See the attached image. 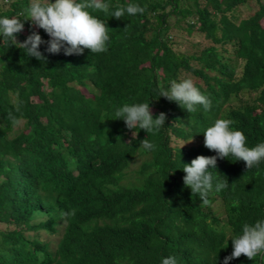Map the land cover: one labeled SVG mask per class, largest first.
<instances>
[{"label": "trees", "instance_id": "obj_1", "mask_svg": "<svg viewBox=\"0 0 264 264\" xmlns=\"http://www.w3.org/2000/svg\"><path fill=\"white\" fill-rule=\"evenodd\" d=\"M31 2L0 0V18L24 23L16 34L21 43L32 31L50 39L26 21ZM103 2L107 13L88 11L110 29L104 53L49 55L42 45L45 63L0 41V264L14 250L24 264H39V244L27 233L37 229L49 198L61 213L75 209L67 219L87 235L46 264H162L173 256L177 264H223L243 225L264 221V161L248 173L234 157L218 160L230 186L201 207L182 168L204 156L205 146L174 151L169 135L182 139L190 121L189 130L202 134L215 120L229 119L247 147L264 143V0ZM129 4L145 12L113 18ZM184 79L211 100L201 119L159 94ZM125 103H149L154 118L167 115L166 124L149 136L137 127L133 139L114 116ZM9 112L23 123L14 128ZM146 138L155 149L138 151ZM231 264H264V253Z\"/></svg>", "mask_w": 264, "mask_h": 264}, {"label": "clouds", "instance_id": "obj_2", "mask_svg": "<svg viewBox=\"0 0 264 264\" xmlns=\"http://www.w3.org/2000/svg\"><path fill=\"white\" fill-rule=\"evenodd\" d=\"M89 9L107 13L109 5L103 0H55V3H52L51 0H44L43 3L41 0H32L25 9L29 17L26 21H30L34 29H43L50 39L45 41L37 31H32L24 42H18L16 34L24 30V23L17 18L4 17L0 18V41L2 44L11 42L18 45L24 50L26 56L45 63L48 61L44 52L40 50L42 45H46L45 52L49 55H58L61 51L66 56L83 55L85 49L90 50L93 54L104 53L108 50L106 43L110 40L108 34L110 29L108 25L106 26L104 22L94 17L88 11ZM144 12V7L129 4L126 8L120 7L115 10L112 16L120 20L125 13L136 15ZM23 14L21 13V15ZM159 94L164 100L177 103L179 106L176 107L183 111L196 112L200 119L203 111H208L211 108V100L200 92L191 79H184L180 82L173 80L170 88H161ZM198 105L203 106L204 109L196 111ZM16 112H20L18 106ZM114 116L115 120L125 122L126 127L133 132V139L138 137L134 131L137 127L139 130L147 132L148 136L154 135L161 130L168 119L163 112L154 118L149 103L131 105L125 103L123 106L115 108ZM8 119L14 128L23 123L22 117H17L12 112H9ZM234 123V120L217 119L202 134H195L189 130L192 125H195V122L190 121L185 126V136L180 137L182 139H178L177 135L170 132V147L174 151L178 148L198 150L199 146H205L207 152L204 156H197L190 164H184L182 168L185 173L183 183L185 187L191 189L193 197L199 196L202 201L201 207L210 205V194L213 192L218 194L230 186L227 178L222 179L224 176L220 174L221 166H217L218 160L228 159L229 156L234 157L236 162H245L248 173L253 168H259L260 163L264 161V143H258L252 148L247 147L243 132L231 127ZM154 149L155 145L148 138L140 141L138 151ZM208 150L215 152L216 155L208 157L211 154ZM225 175L228 174L225 173ZM234 185L235 183L231 186ZM42 209H44V213L38 217L37 229L30 230L27 234L30 237V242L35 241L39 244L38 263L46 264V260L48 263L56 261L59 258V250L63 247L67 251H71L81 241L85 242L84 237L87 235V230H82L83 226L80 223L76 222L75 224L73 220L67 219L75 216V209L61 213V210L58 209L57 199H46ZM212 209L221 219H226V213L219 203H215ZM231 243L233 251L230 256L224 259L223 264H231L232 260L241 256L253 260L258 254L264 253V221H257L254 225L244 224L242 235L231 239ZM94 252L97 255L96 249ZM24 263L26 262L21 261L20 253L14 250L8 251L7 260L3 264ZM162 264H177V260L174 256L164 258Z\"/></svg>", "mask_w": 264, "mask_h": 264}]
</instances>
